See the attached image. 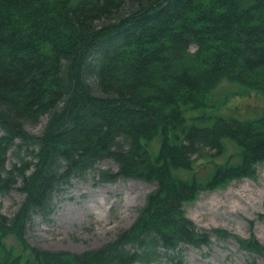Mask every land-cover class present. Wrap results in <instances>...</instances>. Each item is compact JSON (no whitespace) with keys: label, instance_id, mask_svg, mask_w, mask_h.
<instances>
[{"label":"trees","instance_id":"obj_1","mask_svg":"<svg viewBox=\"0 0 264 264\" xmlns=\"http://www.w3.org/2000/svg\"><path fill=\"white\" fill-rule=\"evenodd\" d=\"M224 82L264 96V0H0V196H24L0 213V264H184V246L213 236L264 257L255 237L199 229L184 211L264 163V111L190 113L226 105L212 98ZM110 161L115 171L96 169ZM89 174L154 189L98 248L32 247L33 218Z\"/></svg>","mask_w":264,"mask_h":264},{"label":"rangeland","instance_id":"obj_2","mask_svg":"<svg viewBox=\"0 0 264 264\" xmlns=\"http://www.w3.org/2000/svg\"><path fill=\"white\" fill-rule=\"evenodd\" d=\"M195 47H191L194 51ZM236 85L222 83L213 93L215 103L226 101V105L215 110L213 104L195 110V116L213 113L234 116L239 119L255 118L264 111V96L252 93L239 96ZM230 92H237L229 95ZM190 113L187 116H190ZM45 124L42 118L35 127L27 131L38 135ZM236 148H230L229 154ZM15 159L9 153L6 166L10 168ZM201 162V161H200ZM97 170H116L113 162L96 166ZM254 180L242 179L231 182L225 189L202 192L198 199L184 206L186 216L202 230L224 229L241 238L255 237L264 245V163L256 166ZM206 169L198 171L199 176ZM89 174L85 180H74L53 198V212L47 221L34 217L27 233L32 247L44 250L83 252L98 248L115 238L119 230L131 225L136 211L153 185L141 181L119 180L116 183H98ZM97 179V178H96ZM24 196L16 190L0 196V213L11 216ZM184 264H264V257L239 250L234 240H217L212 237L208 246L193 249L184 246ZM159 264H170L161 259Z\"/></svg>","mask_w":264,"mask_h":264}]
</instances>
